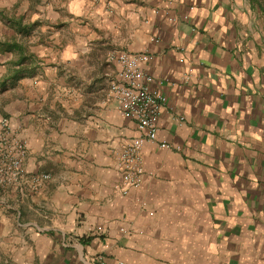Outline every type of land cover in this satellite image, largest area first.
Returning a JSON list of instances; mask_svg holds the SVG:
<instances>
[{
  "label": "crops",
  "instance_id": "obj_1",
  "mask_svg": "<svg viewBox=\"0 0 264 264\" xmlns=\"http://www.w3.org/2000/svg\"><path fill=\"white\" fill-rule=\"evenodd\" d=\"M121 50L166 97L127 194ZM3 117L51 177L0 189V264H264V0H0Z\"/></svg>",
  "mask_w": 264,
  "mask_h": 264
},
{
  "label": "built area",
  "instance_id": "obj_2",
  "mask_svg": "<svg viewBox=\"0 0 264 264\" xmlns=\"http://www.w3.org/2000/svg\"><path fill=\"white\" fill-rule=\"evenodd\" d=\"M150 58L147 52L121 50L112 52L110 59L118 64L116 76L111 80L108 95L119 102L125 115L136 119L139 135L131 138L122 147L119 159L123 167L119 190L127 194L140 185L144 172L143 145L156 140L159 133V118L166 97L151 87L153 77L144 68ZM167 145V143H162ZM27 142L12 133L8 118L0 120V188L8 189L24 179L42 183L50 179L48 172L27 177L25 157Z\"/></svg>",
  "mask_w": 264,
  "mask_h": 264
},
{
  "label": "trees",
  "instance_id": "obj_3",
  "mask_svg": "<svg viewBox=\"0 0 264 264\" xmlns=\"http://www.w3.org/2000/svg\"><path fill=\"white\" fill-rule=\"evenodd\" d=\"M12 46V44L10 42L7 43V48H10ZM13 46H17L16 43H13Z\"/></svg>",
  "mask_w": 264,
  "mask_h": 264
},
{
  "label": "rangeland",
  "instance_id": "obj_4",
  "mask_svg": "<svg viewBox=\"0 0 264 264\" xmlns=\"http://www.w3.org/2000/svg\"><path fill=\"white\" fill-rule=\"evenodd\" d=\"M3 118H7V117H3ZM24 180H26V179H24ZM24 180H23V181H24ZM0 189H1V188H0Z\"/></svg>",
  "mask_w": 264,
  "mask_h": 264
}]
</instances>
